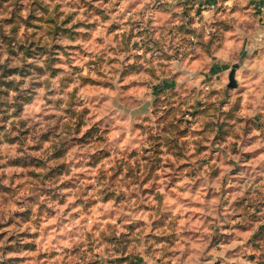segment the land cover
Segmentation results:
<instances>
[{
  "label": "rangeland",
  "instance_id": "1",
  "mask_svg": "<svg viewBox=\"0 0 264 264\" xmlns=\"http://www.w3.org/2000/svg\"><path fill=\"white\" fill-rule=\"evenodd\" d=\"M250 3L0 0V264H264Z\"/></svg>",
  "mask_w": 264,
  "mask_h": 264
},
{
  "label": "crops",
  "instance_id": "2",
  "mask_svg": "<svg viewBox=\"0 0 264 264\" xmlns=\"http://www.w3.org/2000/svg\"><path fill=\"white\" fill-rule=\"evenodd\" d=\"M244 1L245 3L249 2V4H251L250 2L254 0ZM198 2H200V0H198ZM261 2L264 4V0H261ZM257 13L256 17L252 16V13L246 15L247 20L251 18L253 23H251V26H247V31H245L247 32L245 35L248 36L247 49L250 52H255V55L253 58L250 57L244 63V66H240V68L235 71L236 75L242 72L241 77L249 84L244 92V100H249L254 105L249 107V112H247L249 115H264V86H262V84H264V10ZM249 15H251V17ZM255 84H261L260 89L257 91H255ZM248 142L249 146L254 147L256 145L259 147L258 140L251 139Z\"/></svg>",
  "mask_w": 264,
  "mask_h": 264
},
{
  "label": "built area",
  "instance_id": "3",
  "mask_svg": "<svg viewBox=\"0 0 264 264\" xmlns=\"http://www.w3.org/2000/svg\"><path fill=\"white\" fill-rule=\"evenodd\" d=\"M253 3L260 11L264 10V4L261 2V0H254Z\"/></svg>",
  "mask_w": 264,
  "mask_h": 264
},
{
  "label": "water",
  "instance_id": "4",
  "mask_svg": "<svg viewBox=\"0 0 264 264\" xmlns=\"http://www.w3.org/2000/svg\"><path fill=\"white\" fill-rule=\"evenodd\" d=\"M232 73H234V72H232ZM232 78H233V77L231 76V77H230V81L232 80ZM234 85H235V84L233 83V81L229 84V86H231V87L234 86Z\"/></svg>",
  "mask_w": 264,
  "mask_h": 264
}]
</instances>
